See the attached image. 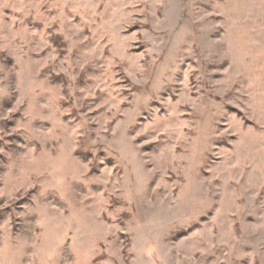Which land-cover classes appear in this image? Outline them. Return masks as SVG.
<instances>
[{"label": "rangeland", "instance_id": "rangeland-1", "mask_svg": "<svg viewBox=\"0 0 264 264\" xmlns=\"http://www.w3.org/2000/svg\"><path fill=\"white\" fill-rule=\"evenodd\" d=\"M0 264H264V0H0Z\"/></svg>", "mask_w": 264, "mask_h": 264}]
</instances>
